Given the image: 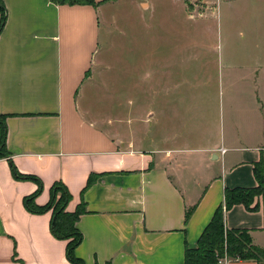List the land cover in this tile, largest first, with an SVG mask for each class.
I'll return each instance as SVG.
<instances>
[{"label": "crops", "instance_id": "0c3cea01", "mask_svg": "<svg viewBox=\"0 0 264 264\" xmlns=\"http://www.w3.org/2000/svg\"><path fill=\"white\" fill-rule=\"evenodd\" d=\"M97 1L3 0L0 114L9 154L0 158V264H73L67 241L51 231L52 210L25 205L32 195L46 205L55 183L71 193L67 210L86 205L75 249L86 264H183L186 248L198 246L224 204L226 188L258 185L264 26L253 59L239 57L233 66L212 40H167V29L181 28L167 26L159 0ZM170 1L183 9L170 10L174 16L196 17L185 0ZM116 31L134 41L114 42L113 50ZM123 96L124 107L116 108ZM10 161L42 188L15 177ZM255 204L225 210V225L249 229L264 248V194Z\"/></svg>", "mask_w": 264, "mask_h": 264}, {"label": "trees", "instance_id": "16d2710c", "mask_svg": "<svg viewBox=\"0 0 264 264\" xmlns=\"http://www.w3.org/2000/svg\"><path fill=\"white\" fill-rule=\"evenodd\" d=\"M56 4H92L99 3L97 0H51ZM0 10L2 12L0 20V33L7 21V9L0 0ZM0 125L2 134L0 138V158L8 156L6 150L7 124L6 115L0 114ZM11 162L12 171L17 178L33 179L41 181L32 175L20 173ZM254 173L258 180L255 187H235L226 188L225 201L215 211L210 223L202 232L198 246L186 248L185 261L183 264H219V259L227 256L229 259L256 260L264 262V248L253 242L251 231L247 228H227L225 225V210L232 208L235 204H244L250 210L258 209V204H254L255 199L264 194V160H260L254 165ZM95 174L90 175L85 188L93 184L96 179ZM34 195L25 198L26 207L36 213L52 210L51 231L59 239L67 241L66 251L69 260L73 264H86L83 259L75 254L76 247L82 242L83 234L77 228V221L86 212L85 203H81L75 211L67 210V205L71 199V193L63 183H55L52 187L50 201L40 206L35 204ZM194 207L189 208L185 214V222H188Z\"/></svg>", "mask_w": 264, "mask_h": 264}, {"label": "rangeland", "instance_id": "374dc122", "mask_svg": "<svg viewBox=\"0 0 264 264\" xmlns=\"http://www.w3.org/2000/svg\"><path fill=\"white\" fill-rule=\"evenodd\" d=\"M187 8L194 16V19L188 21L185 18L183 12H178L174 16V13L170 10H183L179 5H174V2L170 0H159L156 10H162L166 17L167 26L176 22L181 28L180 32L169 33L168 29L165 32L167 40H212L217 43V49H224L225 57L229 58V61L233 66L237 64V59L254 57V40L258 28L264 26V0H185ZM123 11L126 10V5L119 7ZM165 11V12H164ZM213 12V13H212ZM119 33V34H118ZM133 42L134 37L129 36L127 33L121 34L116 31L113 33V50L115 48L114 42L127 43ZM123 56L128 53L127 48L119 50ZM245 63H250V60H246ZM232 73V72H230ZM128 86L130 83L135 84L130 80L127 81ZM123 84L126 81L122 82ZM137 83H140L138 81ZM132 84V85H133ZM120 88V82L118 84ZM132 97V96H131ZM118 104L114 103V106L124 107L126 97L118 98ZM129 100V97L127 98ZM135 101H141L140 97L134 96ZM129 104V103H128ZM120 117V113L113 111V118ZM127 115V114H126ZM125 115V116H126ZM120 120L126 121V118ZM220 260V259H219ZM231 259H229V262ZM264 264V262H261Z\"/></svg>", "mask_w": 264, "mask_h": 264}, {"label": "built area", "instance_id": "2783aa9c", "mask_svg": "<svg viewBox=\"0 0 264 264\" xmlns=\"http://www.w3.org/2000/svg\"><path fill=\"white\" fill-rule=\"evenodd\" d=\"M226 149L221 148V152L225 153ZM229 258L227 256L220 258L219 264H228Z\"/></svg>", "mask_w": 264, "mask_h": 264}]
</instances>
